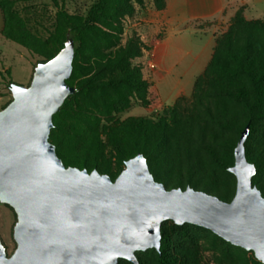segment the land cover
I'll return each mask as SVG.
<instances>
[{
	"label": "trees",
	"instance_id": "16d2710c",
	"mask_svg": "<svg viewBox=\"0 0 264 264\" xmlns=\"http://www.w3.org/2000/svg\"><path fill=\"white\" fill-rule=\"evenodd\" d=\"M51 1L56 8L54 21L47 35L41 36L15 8V0H0V34L40 57L39 62L52 58L67 37L73 39L72 72L66 82L75 91L52 115L48 137L64 165L96 169L114 179L125 161L140 152L154 179L166 188L190 186L229 201L236 180L228 168L240 133L248 125L245 155L256 168L252 185L264 197V16L248 20L240 10L236 12L217 36L190 98H178L158 118L118 120L114 113L129 107L132 98L147 107L156 95L133 62L144 48L139 37L133 34L120 42L125 17L134 13V3L143 0H95L84 16L69 13L64 0ZM164 3L156 0V8ZM192 228L210 234L214 264H264L252 251L249 259L235 254L233 249L248 250L204 227L172 220L161 223L159 250L136 252L139 264H199L197 250L185 246L188 242L194 247ZM146 255L152 256L151 263ZM117 264L132 263L121 258Z\"/></svg>",
	"mask_w": 264,
	"mask_h": 264
},
{
	"label": "water",
	"instance_id": "95a60500",
	"mask_svg": "<svg viewBox=\"0 0 264 264\" xmlns=\"http://www.w3.org/2000/svg\"><path fill=\"white\" fill-rule=\"evenodd\" d=\"M73 57L67 37L36 64L28 85L10 84L11 100L0 109V203L16 215L15 248L7 255L0 238V264H139L137 251L160 249L165 220L204 227L264 263V197L245 155L249 126L228 168L236 180L229 201L190 186L166 188L140 152L114 179L66 166L48 137L52 115L75 91L66 82Z\"/></svg>",
	"mask_w": 264,
	"mask_h": 264
},
{
	"label": "crops",
	"instance_id": "0c3cea01",
	"mask_svg": "<svg viewBox=\"0 0 264 264\" xmlns=\"http://www.w3.org/2000/svg\"><path fill=\"white\" fill-rule=\"evenodd\" d=\"M238 10L248 20L262 18L264 0H165L161 9L140 11L136 25L144 49L152 51L150 57L156 64L148 71L147 81L160 105L169 106L191 95L195 79L211 59L217 36ZM3 38L0 34V45ZM31 73L32 69L29 79Z\"/></svg>",
	"mask_w": 264,
	"mask_h": 264
},
{
	"label": "rangeland",
	"instance_id": "374dc122",
	"mask_svg": "<svg viewBox=\"0 0 264 264\" xmlns=\"http://www.w3.org/2000/svg\"><path fill=\"white\" fill-rule=\"evenodd\" d=\"M94 1L95 0H64V8L69 13L84 16ZM147 7L156 8V0H143L142 4L134 3V13L130 16H126L123 21L122 34L120 37L121 43H124L125 40L133 34L138 36L142 42L141 34L136 25V16L142 9ZM15 8L26 18L30 28L37 34L46 36L47 31L52 28L56 8L51 0H15ZM3 40L4 43L0 45V109L11 100V92L8 87L9 81L13 80V82L17 84L28 85L32 77L31 73L30 79L28 78L30 70L32 69L33 72L34 67L41 60L40 57L29 53L18 44L4 38ZM133 62L139 66L142 78L147 81L149 79V70L146 68V57L143 49L141 55ZM165 107L166 106L160 105V100L157 95L151 97L150 104L147 107L137 99L132 98L129 107L122 111L115 112L114 118L118 120L139 116L158 118ZM77 126L81 129L84 128L79 125ZM15 221L16 215L14 211L5 204L0 203V238L7 255H10L15 248V241L12 236V229ZM190 233L194 242V247H190V244L185 242L186 248L191 252L197 250L196 254L199 256V264H214L211 255L215 247H213L210 240V234L205 230H196L193 228L190 229ZM233 252L247 259L251 257V251L243 253L233 249ZM144 258L150 263L153 259L151 255H146Z\"/></svg>",
	"mask_w": 264,
	"mask_h": 264
},
{
	"label": "built area",
	"instance_id": "2783aa9c",
	"mask_svg": "<svg viewBox=\"0 0 264 264\" xmlns=\"http://www.w3.org/2000/svg\"><path fill=\"white\" fill-rule=\"evenodd\" d=\"M143 52L145 53V57H146V68H147L148 70L154 69L155 66H156V64H155V62L153 61V59H151V57H150V56L153 55V54H152V51H150V50H146V49L143 48Z\"/></svg>",
	"mask_w": 264,
	"mask_h": 264
}]
</instances>
